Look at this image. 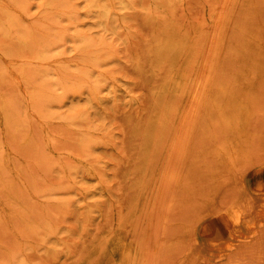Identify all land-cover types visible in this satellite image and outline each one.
<instances>
[{
	"label": "rangeland",
	"instance_id": "rangeland-1",
	"mask_svg": "<svg viewBox=\"0 0 264 264\" xmlns=\"http://www.w3.org/2000/svg\"><path fill=\"white\" fill-rule=\"evenodd\" d=\"M15 1L26 10L16 35L26 40L40 23L50 59L38 64L32 45L0 36V94L24 127L0 131V155L22 176L0 180V264H117L107 257L116 236L142 249V264H264V234L223 261L234 241L205 244L199 229L212 212L247 201L256 212L249 235L264 229V73L256 84L241 81L259 55L250 50L246 61L236 53L252 34L264 40V0L233 9L228 51L214 74L217 87L229 83L249 107L241 137L218 121V96L205 105L178 98L177 111L162 118L153 90L163 81L148 72L158 40L172 29L215 31L211 23L226 0H98L109 17L91 7L95 0H51L48 18L47 0ZM200 40L205 49L209 38ZM24 66L29 82L14 71ZM227 104L229 113L239 105ZM230 145L242 146L232 165L223 152Z\"/></svg>",
	"mask_w": 264,
	"mask_h": 264
},
{
	"label": "bare ground",
	"instance_id": "bare-ground-1",
	"mask_svg": "<svg viewBox=\"0 0 264 264\" xmlns=\"http://www.w3.org/2000/svg\"><path fill=\"white\" fill-rule=\"evenodd\" d=\"M248 2L250 3L251 1L250 0H226L224 4L221 2L223 4L221 7V10L217 12V14L215 15L211 23L212 25L211 27L216 29L213 32L205 33V31L199 30L196 32L194 36H188L185 33L183 34L177 31L176 29H172V31H170L167 37L157 41V43L153 47V50L151 51V63L148 66V72L150 74V77L154 81H159L160 79L163 81L162 84L155 86L153 90L154 98L156 100L155 108L157 109V111L159 110L158 113L159 115H161L162 118H163L162 113L164 114L167 112L174 113V111H177L178 107L175 106L176 105L175 102L176 100L178 101V98L189 99V100L197 102L198 104L205 105L210 100L211 97L213 98L215 96H218L216 98H223V102H224L223 105L218 104L214 110L215 115L220 118L218 121L221 120L220 122L223 125V127H227L225 129L229 128L232 132L237 134L239 137L245 134L248 128L247 119L250 113L248 105L245 104L244 98H239L238 96H235L230 91L229 83L228 85L222 84V86L220 87L218 86L219 87L218 88L216 85L217 82H216L214 74L219 70L220 65L222 66L223 62L221 64L219 63L224 58V55H225L224 53L226 51L225 48L226 46H228V43L225 41V39H227L228 34L230 32L229 31V28H230L229 20L232 19L231 16H235V13L237 12L235 10L237 9V6L242 5L244 3L248 4ZM58 5L61 6L60 4ZM248 6L249 5H247V7ZM55 7L56 5L54 2H52L51 0H47L46 7H45L46 9L42 11L45 15L44 17L48 18L47 16H49L55 11ZM91 7L101 10V12L103 13V16L105 17L106 16L109 17L110 15V8L105 5L102 6L98 0H95V2L91 5ZM23 11H26V10H23ZM23 11L19 3L15 0H0V36L9 38L11 41L14 40V42L16 41V42H19L20 44L27 45L26 48L32 45V50L38 53V55L36 54L37 56L35 58L38 64L39 63L45 64L48 62L47 60H49L50 58L48 59V57L45 56L47 46H46V43H44L43 41L44 38L41 39L39 35V33L42 32L39 29V25L41 24L40 23L39 25H37L38 23L34 24V26L29 31V35L27 36L26 40L16 35V30H18L20 27L19 20L23 16V13H24ZM245 16L247 18V14ZM245 16H242L241 19ZM42 25L44 26V24ZM243 33H242V37L243 36L245 37L246 35H243ZM239 34H240V30H239ZM201 37L209 38L210 42L205 47V49H202L203 47H200ZM248 40L249 39L244 41L242 39L243 45H244V49H242V51L236 50L237 48H239L240 46L239 44L241 43L237 44L239 45L238 47H236V45L235 46L233 45V46L235 47L234 49L237 51L236 53L239 52L240 58L243 60L248 61L249 60L248 55L251 56L250 52L252 51L256 53L257 55H259L258 58H253L252 60H249L251 61L250 70L244 73V75L241 78V81L243 82H247V83L255 82L256 84L258 80L261 78V76H263L261 74L264 73V61H263V57H261L262 51L264 49V40L263 39L261 40L258 34H252V40L251 41H248ZM234 49L232 51H234ZM231 58L232 57H230V59ZM30 60H28V62ZM38 64H35V65H38ZM27 67H30V66H28L27 64L26 68ZM24 68L14 69V71L18 72L24 81L29 82V79H28L30 78L28 77L29 68L28 69L26 68L24 69ZM31 70L30 72H32ZM36 73L38 72L36 71ZM217 73L216 75H218ZM225 73L227 74L228 72H225ZM1 76L2 74L0 73V78H2ZM30 79L32 80L33 78H30ZM214 85H216L215 87L218 88L217 94H216V90H213ZM31 86L34 87L33 85ZM1 94H0V131L3 132L4 134L16 133L14 131H19L22 128H24L22 124L23 123L22 118L19 117L21 115L17 111H15L16 108L14 109L12 102L9 100L10 98L7 99L8 97L7 98L3 97ZM236 101L239 103V105L235 106L234 109H230L232 112L229 113L227 102L236 103ZM159 122L163 123L164 120L159 121ZM159 122L158 120H156L155 125L161 124ZM212 123L214 124V121ZM215 124H216V121H215ZM162 126L163 124L161 125V127ZM5 143H6V140H5ZM5 143L2 142L0 138V149L6 147ZM236 147H239V148H236ZM238 149L242 150V146L230 145L228 149H225L223 151L225 152L224 155L227 154L225 155L227 156L225 158L226 164H229V165L234 164V162L239 157ZM221 150H223V147ZM6 151H7V148H6ZM5 173L14 174L19 181L22 178L19 168L17 167L15 161L8 154L0 155V180H3L5 178ZM12 183L13 182H11V184ZM6 188L8 187H5V191H6ZM9 191H10V188H9ZM11 194L12 193H10V195ZM260 201L264 205V189L261 190ZM263 205L261 206V208L263 207ZM261 210L262 209H259L258 213H260ZM254 213H256L255 209H253L252 204L249 201L244 202L242 204H235L233 206H230L222 210L214 211L208 217H205L200 222L199 229L201 231L200 233L201 238L205 244H223V243L225 244L228 240L234 241L233 248L228 250L226 253H224L223 261H226L229 258L236 256L237 254H241V251H240L241 249H244L247 246L253 243H256V242L257 243L262 242L263 240L264 229L258 228L257 231L254 232L255 234L252 236L249 235L248 233L249 227H250V218ZM108 245H109L108 250H107L108 259L115 261L117 264H142V258H143V253L141 251L142 249L138 245L133 244L130 240L124 238L123 236H116V237L111 238L108 242ZM233 263L238 264L236 262H233Z\"/></svg>",
	"mask_w": 264,
	"mask_h": 264
}]
</instances>
